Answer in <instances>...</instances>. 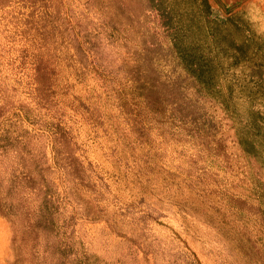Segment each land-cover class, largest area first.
<instances>
[{
  "label": "rangeland",
  "instance_id": "1",
  "mask_svg": "<svg viewBox=\"0 0 264 264\" xmlns=\"http://www.w3.org/2000/svg\"><path fill=\"white\" fill-rule=\"evenodd\" d=\"M258 1L212 16L264 25ZM173 20L164 0H0V264H264V163Z\"/></svg>",
  "mask_w": 264,
  "mask_h": 264
},
{
  "label": "trees",
  "instance_id": "2",
  "mask_svg": "<svg viewBox=\"0 0 264 264\" xmlns=\"http://www.w3.org/2000/svg\"><path fill=\"white\" fill-rule=\"evenodd\" d=\"M174 16L172 50L236 127L244 152L264 163V25L261 10L212 16L209 0H164Z\"/></svg>",
  "mask_w": 264,
  "mask_h": 264
},
{
  "label": "crops",
  "instance_id": "3",
  "mask_svg": "<svg viewBox=\"0 0 264 264\" xmlns=\"http://www.w3.org/2000/svg\"><path fill=\"white\" fill-rule=\"evenodd\" d=\"M243 0H209L211 6H212V10H216L215 8H220L221 4L226 5L225 3H240ZM254 2H256V0H254ZM228 5V4H227ZM258 5H261L260 0L258 1ZM264 7V6H263Z\"/></svg>",
  "mask_w": 264,
  "mask_h": 264
}]
</instances>
